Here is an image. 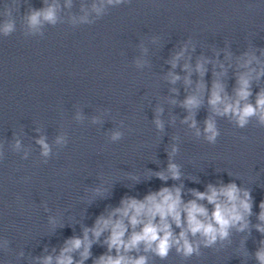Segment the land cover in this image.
Listing matches in <instances>:
<instances>
[{
	"label": "water",
	"instance_id": "1",
	"mask_svg": "<svg viewBox=\"0 0 264 264\" xmlns=\"http://www.w3.org/2000/svg\"><path fill=\"white\" fill-rule=\"evenodd\" d=\"M174 1L104 0L97 15L101 0H0V27L15 22L0 32V264H41L82 237ZM53 3L57 23L30 30L29 10Z\"/></svg>",
	"mask_w": 264,
	"mask_h": 264
},
{
	"label": "clouds",
	"instance_id": "2",
	"mask_svg": "<svg viewBox=\"0 0 264 264\" xmlns=\"http://www.w3.org/2000/svg\"><path fill=\"white\" fill-rule=\"evenodd\" d=\"M122 0H107L109 5L120 4ZM104 0L100 4H93L92 11L97 15L103 10ZM59 5L53 3L42 9H30L26 16L27 25L30 30L38 31L43 23L55 25L58 21L57 10ZM86 20L85 17L80 18ZM75 23V18H73ZM15 31V22L7 21L0 27V32L9 35ZM187 45L175 54L170 61L172 68L177 67V62L184 57ZM264 56V49H259ZM231 57V53L228 54ZM213 63L212 60L200 57L194 68L185 63L183 69L188 73L184 77L186 85H191V74L194 71L199 79L195 89L181 102V106L188 111L189 115L183 120L192 128L196 127L195 110L199 109L204 102L207 93V104L211 112L219 116H229L240 128L245 127L251 118L256 117L259 124L264 126V89L256 93L255 103L249 102L252 93L253 80H259L264 76V61L254 51H246L237 58L236 86L234 95H229L221 77L227 74V69L220 64V72L213 71V79L210 88L204 77L207 73L206 65ZM253 63L259 65L253 67ZM168 79L175 84L181 77L174 72L168 73ZM176 91V89H172ZM175 103V101H173ZM162 109H157V118L154 123L157 129L162 130L164 125L159 119ZM206 139L215 143L219 132L212 116L205 120ZM197 130V135H199ZM120 133H114L112 139H118ZM61 138L57 139L60 142ZM42 148V155L48 156L50 146L45 138L36 141ZM16 148L20 147L19 140ZM178 151L175 145L169 153V164L166 171L155 172L154 175L161 181L180 180V166L172 162V156ZM99 191V189H97ZM191 199H184L183 184L180 186H161L158 190L149 191L142 198L125 196L120 201V206L109 209L107 215L97 217L92 228H85L82 237L67 239L59 254L55 257L48 255L42 258L41 264H84L91 256L93 243L100 242V237L107 233L103 244L107 252L99 256L93 264H147V257L140 255L133 257L129 255L133 250H139L144 246V251H151L161 259H166L170 250L175 246L178 254L190 257L199 255L200 245L212 247L218 241L229 240L231 230L244 232L249 229L252 215L253 201L248 189L238 187L236 183H221L219 185L208 184L205 191L195 188L189 189ZM211 206V207H209ZM258 223L256 230L264 234V202L260 204ZM174 228H179L177 234ZM91 234V235H90ZM200 237V240H191L190 237ZM261 247L255 253L258 264H264V240ZM74 253L79 254V259L74 258ZM114 253V254H113Z\"/></svg>",
	"mask_w": 264,
	"mask_h": 264
}]
</instances>
